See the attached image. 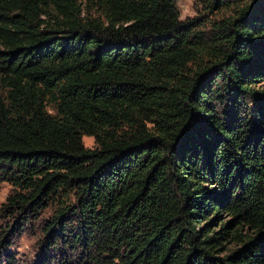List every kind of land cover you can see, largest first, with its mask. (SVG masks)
I'll return each instance as SVG.
<instances>
[{
	"label": "trees",
	"instance_id": "16d2710c",
	"mask_svg": "<svg viewBox=\"0 0 264 264\" xmlns=\"http://www.w3.org/2000/svg\"><path fill=\"white\" fill-rule=\"evenodd\" d=\"M201 1L0 0V261L264 264V0Z\"/></svg>",
	"mask_w": 264,
	"mask_h": 264
},
{
	"label": "rangeland",
	"instance_id": "374dc122",
	"mask_svg": "<svg viewBox=\"0 0 264 264\" xmlns=\"http://www.w3.org/2000/svg\"><path fill=\"white\" fill-rule=\"evenodd\" d=\"M181 13V19L187 20L188 18H194L201 14H209L205 9V5L201 0H177ZM228 11L218 13L222 15ZM84 144L88 148H95V139L93 136H84ZM14 186L7 182L0 180V233L5 232L6 229L13 225L12 219L8 218L6 213H3V206L7 197L14 192ZM57 212L56 205H53L42 212L40 219L27 225L26 231L19 234H12L11 238L13 245L11 251L16 254V258L19 260L18 264H38L42 255V225L45 221L51 219ZM3 214V216L1 215ZM6 235V232L3 233ZM7 258H2L0 264H8Z\"/></svg>",
	"mask_w": 264,
	"mask_h": 264
}]
</instances>
